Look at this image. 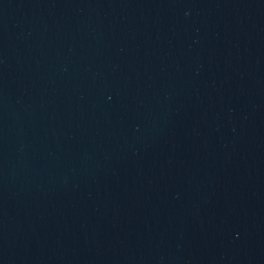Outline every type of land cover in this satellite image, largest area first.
<instances>
[{
	"label": "water",
	"instance_id": "obj_1",
	"mask_svg": "<svg viewBox=\"0 0 264 264\" xmlns=\"http://www.w3.org/2000/svg\"><path fill=\"white\" fill-rule=\"evenodd\" d=\"M0 264H264V0H0Z\"/></svg>",
	"mask_w": 264,
	"mask_h": 264
}]
</instances>
